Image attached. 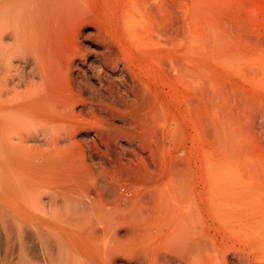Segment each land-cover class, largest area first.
I'll return each mask as SVG.
<instances>
[{
    "label": "bare ground",
    "instance_id": "1",
    "mask_svg": "<svg viewBox=\"0 0 264 264\" xmlns=\"http://www.w3.org/2000/svg\"><path fill=\"white\" fill-rule=\"evenodd\" d=\"M71 1L0 0V264H118L119 260L137 264L136 254L139 250L142 251L146 264H151L154 253L150 243L151 228L160 229L165 227L162 225L164 224L172 229L175 224L183 223L181 226L183 225L182 230L185 231L188 222L195 217L204 223H208V218L210 219L209 224L212 225L213 231L209 232V235L214 242L218 240L217 233L220 234L221 243L217 245L216 252L220 251L218 253L222 254L224 264L228 256V244L223 237L234 235L243 238L247 232L250 237L256 231L254 229L258 230L260 227V231L256 232L258 236L254 248L257 257L264 259V40L262 38L235 40L228 34L229 32L221 35L215 33V36L208 35L209 33L196 37L189 36L190 33L188 36H183V80L188 79L193 87L191 96L185 104V114L183 113L186 117V121L183 122L185 144L183 152L189 158L193 157L197 160L198 173L188 180L184 179L187 175L184 174L183 208L181 207L183 212L173 213L174 211L171 212L170 209L168 214L172 213V221L171 215L170 221H165L166 223L161 219L164 218L168 208L165 205L162 207L164 212L156 215L154 214L156 211L149 213L152 210L147 207L150 210H146L145 215L133 208L141 201L136 199L138 201L136 205V200L129 197L127 202L132 199L135 205H132L131 201L130 204L126 202L129 205L125 208L122 206L123 211L120 212L117 210V202L111 207L113 204L109 205L101 199L98 200L97 197L78 196L77 193H74L77 196L66 195L70 191L64 193L65 195L60 193L59 196L57 194L59 188L54 185L57 188L54 190V183L50 182L51 180L53 182V177L49 175L51 180L44 179L45 183L46 180L48 184L51 183L49 186L44 184L47 186V192L45 187L39 185L40 182L42 183L41 178H44L39 172L42 163L35 162L36 158L34 161L29 160V152H43L46 149L43 148L44 144H48L54 150L53 144L59 148L58 143L61 141L73 139L75 124L72 123L71 118L74 108L72 101L69 98L57 99L55 93V97L53 94L50 95L51 97L47 96L48 92L37 93V89L44 90V81L50 84L47 80L49 77L47 79L45 77L51 74L64 78L70 89L73 86V81L69 80L71 70L65 69L56 61H48L44 56L47 52L45 48L48 47L42 44L45 30L54 29L52 16L49 14L53 10L48 13V9L52 8V5H64V12L58 15L56 11L57 16L69 18ZM81 2L84 5L83 0ZM48 22L50 24L47 25ZM57 23L58 28L62 27ZM209 28L207 30L210 31ZM48 31L54 32V30ZM46 35H49L48 32ZM52 39L54 40L50 41L54 42L56 37ZM59 41L64 45L65 41ZM53 47L56 49V46ZM66 51L67 55L62 53L65 54L62 56L66 58L70 55L69 61L71 53L69 49ZM46 54L51 56L49 51ZM201 58H207L210 63H197ZM64 63L67 66V60ZM219 71L223 73V77L224 74L227 75L228 79L225 82L218 84L215 80L217 85H214V82L211 84L203 81L206 78L205 81L208 82V74L217 75ZM35 76L39 77V81L38 78L37 81L34 79ZM49 79L51 80L52 77ZM65 80L62 79L63 82ZM53 81L58 82L56 79ZM61 82L60 85H65ZM45 88L47 89L48 85ZM67 92L69 91L66 90L65 93ZM34 94H38L39 97L32 99ZM38 132H42L41 136L45 134L47 140L44 138L43 141L44 136L40 139ZM13 137L16 139L14 143H12ZM187 139H190V144H186ZM70 151L69 153H72ZM49 163L52 161L50 160ZM45 164L47 165V162ZM46 172L48 171L45 170L43 174ZM40 188L43 190L40 191ZM74 190L77 191V188ZM41 192L47 194L43 196ZM117 201L120 204L119 200ZM142 207L145 206H138L140 210ZM175 207L174 209H177L176 205ZM252 211L260 214L258 220L254 218V223H258L253 226L254 228L252 221L247 220L248 213ZM189 224L191 225V222ZM248 226L250 228L247 230ZM121 230L127 232L128 236H122ZM160 231L162 232L161 229ZM180 231H175L178 232V236H181ZM176 233L173 235L176 236ZM205 240L207 241V238ZM140 242H144L143 247ZM166 243H169V239ZM199 245L201 247V244ZM179 246L184 250V244L179 243ZM181 253L179 254L182 255ZM185 256L186 253L183 257Z\"/></svg>",
    "mask_w": 264,
    "mask_h": 264
},
{
    "label": "rangeland",
    "instance_id": "2",
    "mask_svg": "<svg viewBox=\"0 0 264 264\" xmlns=\"http://www.w3.org/2000/svg\"><path fill=\"white\" fill-rule=\"evenodd\" d=\"M74 1H71L73 5L69 4V8L72 6L69 18L57 16L56 11L58 15L64 12V5H52V8L48 9V13L53 10V14H49L52 16L51 26L54 29H48L50 25L46 28L54 30L50 31L54 35L46 29L42 42L48 47L45 48L47 52L44 55L48 61H56L65 69L71 70L69 80L73 81V86L70 89L64 78L63 82L61 77L49 74L45 79L52 77L51 80L47 79L50 84L44 81V90L37 89V93L48 92L47 96L56 94L54 97L57 99L69 98L72 101L74 108L71 118L75 124L73 139L61 141L58 143L59 148L53 144L54 150L44 144L43 148L46 149L44 148L43 152H29V160L34 161L36 158L35 162L48 165H40L43 170L40 167L39 172L44 178H41L42 183L39 185L46 190L47 186L54 183V190L59 188V193L56 191L59 196L70 191L66 195L75 196L74 193H77L78 196L97 197L109 205L113 204L111 207L117 202V210L120 212L132 202V199L127 202L129 197L141 201L137 205L138 201L134 200L137 206L133 208L145 215L146 210L150 209L152 211L149 213H162V207L165 205L168 208L161 219L168 222L172 214H168L170 209L173 213L182 211L183 177L186 176L184 179L188 180L198 173L197 160L189 158L183 152V122L186 121L183 113L185 114V104L193 89L188 79L183 80V36H188L189 33V36L195 37L208 33L215 36V33L221 35L229 32L235 40L254 37L264 40V3L262 0H83V5L82 0ZM56 23H60L58 26L62 27L58 28ZM51 37H56L54 42L50 41L54 40ZM59 40L65 41L63 43L66 46ZM53 46H56V49ZM68 49L72 61H68L70 55L66 56L67 59L62 56ZM48 51L51 56L46 54ZM62 58L67 60V66L64 63L66 60ZM199 62L208 64L210 60L201 58V61L197 60V63ZM217 73L208 74L207 80L210 81L206 82V78L203 81L217 85L216 82L221 83L228 79L227 75L224 74L223 77L220 71ZM37 78L39 81V77L35 76L34 79L37 81ZM53 78L58 82H54ZM60 79L66 86L59 84ZM47 85L48 91L45 88ZM66 90L70 93H65ZM38 94H34L32 99L38 98ZM37 134H40V139L44 136L45 141V134ZM15 140L13 137L12 143ZM190 143V139H187L186 144ZM50 160L52 163H49ZM44 162H47V165ZM45 170L48 172L43 174ZM48 175L53 177V182ZM47 178L51 183L48 184V180L45 183L44 179ZM72 188H77V191ZM42 190L40 188V191ZM41 194L45 196L47 193ZM123 203H126L125 206ZM135 203L132 202V205ZM139 204L150 209L142 207L140 210ZM174 204L177 209H174ZM259 215V212L254 211L248 213L247 220L252 221V227L256 224L254 218ZM209 220L208 218V223H204L195 217L189 221L191 225L188 222L185 231L182 230L183 223L175 224L172 229L162 224L165 226L160 228L162 232L159 228L152 227L150 243L154 253L151 264H213V261L214 264H224L222 254L218 253L220 251L216 252L217 245L221 243V236L217 233L218 240L215 242L210 237L209 232L213 229ZM249 226L247 230L251 227ZM176 230H181L180 235L183 237L178 236ZM254 230L256 231L250 237L247 232L243 236L244 239L234 235L223 237L228 244L229 257L227 256L226 264H264V259L257 257L254 248L258 236V230ZM120 233L122 236L128 234L124 230ZM206 238L207 241L210 240L208 243ZM168 239L169 243H166ZM173 242L175 244H172ZM179 243L184 244V250L181 248L183 245L179 246ZM140 245L143 247L144 242H140ZM137 252L140 253H137L140 256L135 253L137 264H146L142 251ZM185 253L186 256L183 257ZM124 263L129 264L118 261V264Z\"/></svg>",
    "mask_w": 264,
    "mask_h": 264
}]
</instances>
